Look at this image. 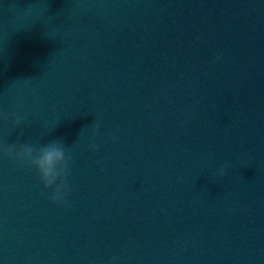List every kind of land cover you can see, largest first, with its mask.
I'll return each instance as SVG.
<instances>
[{
	"label": "water",
	"instance_id": "obj_1",
	"mask_svg": "<svg viewBox=\"0 0 264 264\" xmlns=\"http://www.w3.org/2000/svg\"><path fill=\"white\" fill-rule=\"evenodd\" d=\"M4 113L71 160L0 151V264H264V0H0Z\"/></svg>",
	"mask_w": 264,
	"mask_h": 264
},
{
	"label": "clouds",
	"instance_id": "obj_2",
	"mask_svg": "<svg viewBox=\"0 0 264 264\" xmlns=\"http://www.w3.org/2000/svg\"><path fill=\"white\" fill-rule=\"evenodd\" d=\"M0 115L6 121L9 114ZM15 123L20 124L21 119L16 117ZM98 129L99 122L97 121L93 126V136L97 134ZM90 147L96 150L97 145L93 143ZM0 151L10 157L14 156L22 164L35 168L44 188H53V193L50 197L52 202H66V193L69 191L67 178L70 174L69 162L71 156L67 154L66 148L62 143L52 141L37 147L28 143L19 145L5 144L0 146ZM225 167L226 165L220 168V175L224 174Z\"/></svg>",
	"mask_w": 264,
	"mask_h": 264
}]
</instances>
